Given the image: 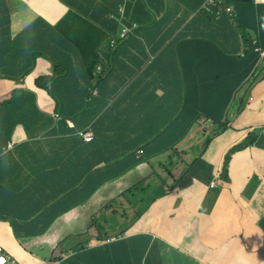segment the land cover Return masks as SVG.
<instances>
[{
	"label": "crops",
	"instance_id": "obj_1",
	"mask_svg": "<svg viewBox=\"0 0 264 264\" xmlns=\"http://www.w3.org/2000/svg\"><path fill=\"white\" fill-rule=\"evenodd\" d=\"M178 1L182 9L168 24L184 17L182 27L137 29L129 44L112 47L111 39L120 35L123 23L136 19L148 26L162 19L171 4L167 0H0V247L19 263L51 264L38 260L60 257L63 250L56 249L66 238L83 235L78 231L84 224L92 242L87 246L89 257L83 258L95 264H264V138L244 142L251 134L264 136V93L255 98L246 91L245 82L231 96V80L213 73V49L189 44L201 27L202 40L211 43L209 38H213L222 50L243 53L235 19L230 18L232 23L220 30L207 24L186 30L184 26L203 11L204 0ZM241 15L246 18L248 12L242 10ZM250 22L254 39L264 45V36H260L264 34V2L254 0ZM31 44L42 52L33 57L32 73L19 84L7 79L2 59L10 57V73L14 74L20 56L29 52ZM110 53L115 54L111 59L107 57ZM96 59L101 76L95 81L99 88L90 90L92 98L64 95L62 99L68 112L83 106L86 110V103L93 102L89 111L95 117L88 126L94 138L101 137L100 148L132 149L149 166L150 161L162 160L179 165L186 136L196 128L189 143L198 151L199 139L207 136L205 124H216L207 119L208 111L228 124L217 134L210 131L223 140H215L203 151L201 164L183 160L186 168L180 171L182 181L177 188L160 187L156 195L164 191L155 204L136 222L130 218L129 226L120 223L115 211L111 222L116 232L105 237L95 224L101 210L79 209L82 204L64 208L84 194L54 195L57 200L41 212L36 201L32 202L50 194L37 193L40 174L48 177L56 167L68 176L75 174L81 163L70 152L75 149L85 154L88 144L68 125L55 131L56 103L39 89L36 80L53 76L56 68L86 72ZM188 67L195 68L196 74L192 76ZM263 75L264 68L259 76ZM16 93L21 97L11 110L2 112L1 104ZM235 98L237 105L232 107ZM35 116L42 120L43 130L29 135L23 122ZM202 131L205 135L198 136ZM239 143L238 150L231 152ZM209 165L213 177L221 179L219 188L206 182ZM137 168L130 170L135 178L139 177ZM155 222L159 223L152 227ZM66 251L62 259L78 247Z\"/></svg>",
	"mask_w": 264,
	"mask_h": 264
},
{
	"label": "trees",
	"instance_id": "obj_2",
	"mask_svg": "<svg viewBox=\"0 0 264 264\" xmlns=\"http://www.w3.org/2000/svg\"><path fill=\"white\" fill-rule=\"evenodd\" d=\"M171 5H168L167 10L165 11L163 18L160 20H156L153 23L149 24L148 26L142 24L141 22H136V19H133L132 21H127L128 24H136L137 28L132 30L131 33L128 35L127 38L124 40H121L118 42L116 46L121 45H127L130 43L131 39L133 38V35L135 30L137 29H145L150 28L154 30H164L169 29L177 30L178 28L182 27V25L186 22V20L183 18H177V20L169 26V20L177 15L179 11H181L182 7L178 0H167ZM205 1V0H204ZM229 4L234 5L237 16L235 18V21L237 24H234V29L237 30L241 34V40H242V52L238 53H230L227 50H222L224 48L222 44L213 39H211V43L206 42L202 40L201 32L202 29L200 27L199 33L197 36H193V39L190 40L189 44H199L201 46H205L206 48H212L214 51V58L216 62V67L213 71L214 75L216 77H222L225 79L231 80V96H233L234 91L237 87L244 88L245 82L250 78V76L253 74V71L255 70V74L253 75V78L255 79L260 71L263 70L264 67L261 66V62L264 57L259 56V52L255 50V47L262 46L264 48V45L260 42V40H255L252 32L250 31L249 26L251 25L250 17L252 16L253 12V4L254 0H227ZM242 10H246L248 12V16L246 18H243L241 15ZM232 23L229 16L224 15L220 18V20H216L213 18L209 13H207L204 9L200 13L197 12V14L194 16V18L188 22L184 28L186 30H189L193 28L194 26H199L203 24H207L210 27H214L215 29L220 30L221 28L225 26H229V24ZM261 27H259L258 30H260ZM252 30V29H251ZM236 31V32H237ZM237 33L235 35L237 36ZM264 34L261 32L260 36L262 37ZM139 41L136 40L132 44L138 43ZM18 42H15V45H18ZM164 41H161L159 45H163ZM244 49V50H243ZM42 55V52L39 50H36L35 44H31V48L27 54L21 55L19 58V63L16 66L17 71L13 74L11 72V65L9 58L6 57L2 59L3 65H6L7 70L5 71V77L9 80L15 81L17 84L20 83L21 79H24L26 76L32 73V70L34 69V58L33 57H39ZM115 54L110 53L107 55L108 58L111 59L112 56ZM26 63V64H25ZM99 60L96 59L93 63V65L87 69L85 72L82 68H78L74 71H68V70H59L55 69L53 76H47V77H39L36 80L37 86L39 89L45 91L47 95L55 101L56 103V114L60 115V119L56 118V132L64 130L66 126V121L71 120L75 124L74 131L78 132L80 129L86 127V125H89L95 117V113L93 111H89L91 107H93V102H87L86 105L88 109L84 110V106L80 107V109H77L74 112H68L64 108V102L62 99V96L64 95H73V96H83V100L85 98H92L91 94L92 92L90 90H95L99 88L97 81L101 74L98 72L99 67ZM189 71L191 72L192 76L196 74V69L192 67H188ZM98 74V77H97ZM253 79V80H254ZM253 80L248 84L247 90L251 87ZM246 85V84H245ZM21 95L19 93H16L11 97V99L7 102H3L1 104L2 112L5 110H11L12 104L16 102ZM244 103V98H243ZM237 107L236 112L239 113L242 110V105ZM193 107L198 108L197 103H193ZM191 109V108H190ZM199 109V108H198ZM222 109V108H221ZM226 109V108H225ZM205 110V109H204ZM217 110V109H215ZM207 111V110H205ZM30 117L26 119L23 122L24 127L27 129L29 135H34L37 133H40L43 130V122L39 118ZM207 119H212L215 123H218L220 127L227 128V121H223L221 116L214 114L213 112L208 111ZM80 119V120H79ZM216 134L218 132H215ZM255 133V132H250ZM262 134V133H260ZM259 136V135H258ZM99 136H95L94 140L90 143H88L85 147V154L78 153L75 149H72L70 152V157L74 159H78L81 163V165L76 168L75 174H72L70 176L67 175V173L62 169L56 167L53 169V172L49 173V176L43 177L42 174L39 176V180L37 181V193H50L47 196H39L36 200H32L33 203H37V206L39 207V211L41 212L44 208L49 206L52 202L56 201V197L54 195H61L62 197L65 196L68 192H75L79 194H84V197L79 199H74L71 204L66 205L64 208L68 210V208H72L75 206H78L84 202H86L92 194H94L96 191H98L106 182L109 180H112L121 174L125 173L128 170L133 169L134 167L138 166L140 162L143 161V159L137 158L135 151L132 149L127 150H119V149H111V148H100ZM264 136L257 137L256 134H251L244 142H253L258 139H262ZM213 140L208 139L206 141V149L210 146L209 141ZM239 144L235 146L231 152H235L239 148ZM204 151V149H203ZM203 151L201 152L200 156L202 155ZM153 152V151H152ZM146 153L145 154H152ZM158 152V151H154ZM177 152V151H173ZM203 156V155H202ZM198 157V158H199ZM198 158L195 159V161L198 160ZM46 174L50 170V166L45 167ZM212 167L209 165L207 167V170H205L206 174V182L211 183L213 179V174L211 172ZM63 178L61 181L60 179ZM180 181H176V187L180 184ZM220 181L216 187L212 188H219ZM173 190L174 188H169ZM75 195L71 196L74 197ZM26 203H30V198H25ZM155 198H153L154 202ZM147 202V198L145 200ZM72 206V207H71ZM147 209L143 212H137L135 217L132 220L139 219ZM131 229L130 231H132ZM71 238V237H70ZM75 238V237H74ZM79 245L78 251H73V254H70L65 259H62V255L64 252L62 251L60 254V257L55 258H49L48 261L46 260H38V263L43 262H50L51 264H95L92 262H87L83 257L85 255L86 258H88V252L91 251V248L85 247L83 245ZM64 246V245H63ZM61 245V247H63ZM76 247V246H75ZM3 248V247H2ZM77 248V247H76ZM5 251V250H4ZM6 253V252H5ZM93 253V251H92ZM65 254H69V251H66ZM19 263V262H18ZM21 264V263H19Z\"/></svg>",
	"mask_w": 264,
	"mask_h": 264
},
{
	"label": "rangeland",
	"instance_id": "obj_3",
	"mask_svg": "<svg viewBox=\"0 0 264 264\" xmlns=\"http://www.w3.org/2000/svg\"><path fill=\"white\" fill-rule=\"evenodd\" d=\"M263 71V70H262ZM261 72V71H260ZM259 72V74H260ZM257 75V77L253 80L251 87L248 89V92H251L255 98H259L264 93V75L261 77ZM251 94V95H252ZM237 99L235 98L232 107H236ZM200 128L203 130L204 126L201 125ZM205 128L207 130L214 132H219L221 127L219 128V124L216 123L213 125L212 123L205 124ZM205 135V132L202 131L198 134V136ZM210 136H205L202 138V142L204 144V150L206 149V141L210 138L213 140L209 141V144L214 143L215 140L222 142L223 138L222 135L218 134L219 136L214 138L215 134H210ZM196 136V128L193 129L191 133H189L186 138L184 139V149L182 150L183 160L191 161L194 165L201 164V161L204 159L203 156L199 157L197 161L194 160V157L197 154V148L189 142L194 140ZM169 151H164L163 154ZM180 153V152H179ZM183 160L179 165H175L177 161L172 162L169 164L168 160H162L160 163L150 161L152 164L149 166L146 164L145 161L140 163L141 165L137 168L134 167L133 169L137 168L139 171V177H134V172L127 171L125 175L118 176L108 182H106L98 191L90 196V198L82 203L79 209H86L91 212H95L97 210L102 211V215L96 214L95 220L96 226L99 228L103 237L113 234L116 232V228L113 226L114 220L111 222L112 218H115L114 212L118 213V220L120 223L122 222L123 225L129 226L130 218H134L137 212H144L146 209L147 211L150 210V206H148V202H146V198H148L151 191L154 189H159L160 187H164V190H168L169 188H177L176 181H180V171H182L184 167L182 164ZM131 169V170H133ZM180 176V177H179ZM215 184V183H214ZM163 190V191H164ZM162 191V192H163ZM160 192L159 194H161ZM158 194V195H159ZM155 195V201L158 197ZM155 208L158 207V203L154 206ZM153 207V208H154ZM159 222L153 223L152 227L157 225ZM9 224V222H8ZM143 224V221L140 222V226ZM10 227V224H9ZM102 227V229H100ZM12 230V229H11ZM15 237L17 239L15 230L13 231ZM79 233H84L83 235L79 236V238L75 237L73 239L66 238L64 240V246L58 247L56 249L57 252L63 250L66 251L70 247H79V245H83L87 247L91 244L92 239L88 236L89 229L83 224L82 228L78 231Z\"/></svg>",
	"mask_w": 264,
	"mask_h": 264
},
{
	"label": "built area",
	"instance_id": "obj_4",
	"mask_svg": "<svg viewBox=\"0 0 264 264\" xmlns=\"http://www.w3.org/2000/svg\"><path fill=\"white\" fill-rule=\"evenodd\" d=\"M264 2V0H257ZM203 9L209 13L212 17L215 19H220L223 15L227 14L231 17L232 20L236 17V9L234 5H231L227 2V0H205L202 5ZM137 25L134 23L132 25L130 24H122V29L120 33V39L126 38L129 33L133 30L134 27ZM118 38H113L111 40V46H115L117 44ZM255 50L259 52L260 57H264V48L261 46L255 47ZM69 125L73 127V124L69 122ZM261 131L264 134V128L261 129ZM81 137L86 143H89L93 139V133L89 131L80 132ZM140 153V152H138ZM217 176H216V182H217ZM215 183V182H214ZM211 184V187H215L216 183ZM115 240V238L110 239ZM0 264H19L14 258H12L10 255L5 253L4 249L0 247Z\"/></svg>",
	"mask_w": 264,
	"mask_h": 264
},
{
	"label": "water",
	"instance_id": "obj_5",
	"mask_svg": "<svg viewBox=\"0 0 264 264\" xmlns=\"http://www.w3.org/2000/svg\"><path fill=\"white\" fill-rule=\"evenodd\" d=\"M261 66H264V58H263V60H262V62H261ZM254 73H255V72H254ZM251 80H253V76H252L249 80H247V82H246V86H248V84L251 82ZM240 100H243V95L240 96ZM206 134H207V136H209V137L211 136V137H212V135H210L211 132L207 131ZM209 139H210V138H209ZM198 144L200 145V146H199L200 149L198 150L196 156L194 157V160H195L196 158H198V157L200 156L201 152L203 151L204 144H203V142H202V138L199 139ZM158 191H159L158 189H154L153 191H151V193L149 194V196H148V198H147L148 206H150V205L152 204V202H153V198L155 197V195L157 194ZM137 219H138V218H137ZM137 219H136V220H131V223L136 222ZM132 226H133V225H131V227H132ZM131 227H130V228H131ZM130 228H129V229H130ZM126 230H128V229H126ZM121 232H122V231H118V234H121ZM77 238H79V237H77Z\"/></svg>",
	"mask_w": 264,
	"mask_h": 264
},
{
	"label": "clouds",
	"instance_id": "obj_6",
	"mask_svg": "<svg viewBox=\"0 0 264 264\" xmlns=\"http://www.w3.org/2000/svg\"><path fill=\"white\" fill-rule=\"evenodd\" d=\"M225 15H227V14H225ZM223 16H224V15H223ZM227 16H228V15H227ZM229 17H230V16H229ZM213 18H214V17H213ZM230 18H231V17H230ZM235 18H236V17H235ZM216 20H217V19H216ZM218 20H220V19H218ZM123 24H128V23H123ZM134 28H136V27H134ZM134 28H133V30H134ZM121 29H122V28H121ZM120 33H121V31H120ZM130 33H131V32H130ZM130 33H129V34H130ZM127 37H128V36H127ZM127 37H126V38H127ZM116 38H118L117 44H118L119 41L125 39V38H124V39H120V35H119L118 37H116ZM112 39H113V38H112ZM112 39H111V40H112ZM110 44H111V42H110ZM117 44H116V45H117ZM116 45H115V46H116ZM112 47H114V46H112ZM98 71H101V68H100V67H98ZM55 117H56V118H59L60 115L56 114ZM59 119H60V118H59ZM69 122H71V123L73 124V127H71V126L69 125ZM67 125H68L70 128H72V129L74 130V128H75V124H74L71 120H67V121H66V126H67ZM89 130L93 133V139H92V141H93V140H94V132H93V129H92L90 126H88V125H86V127L82 128V129H80L78 132L76 131V133H78V135L81 137L80 132H85V131H89ZM81 138H82V137H81ZM82 139H83V138H82ZM92 141H90V142H92ZM84 142H85V141H84ZM90 142H89V143H90ZM214 178H215V179H213V181L210 183V187H211V184H212V183L215 182V183H216V186H217L218 183H219V181H221V179H220L219 176H217V179H218L217 182H216V177H214ZM216 186H215V187H216ZM211 188H212V187H211ZM124 231H125V229H124ZM99 232H100V231H99ZM76 237H77V236H76ZM73 238H74V237H71V239H73ZM114 238L116 239V237H114ZM110 239H113V238H110ZM110 239H109V241H111ZM112 241H113V240H112ZM17 262H18V261H17Z\"/></svg>",
	"mask_w": 264,
	"mask_h": 264
}]
</instances>
